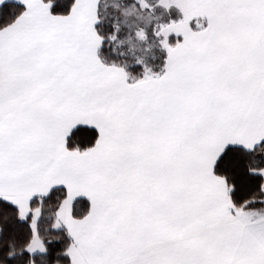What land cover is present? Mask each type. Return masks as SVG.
Listing matches in <instances>:
<instances>
[{
  "label": "snow or ice",
  "instance_id": "6c2138e0",
  "mask_svg": "<svg viewBox=\"0 0 264 264\" xmlns=\"http://www.w3.org/2000/svg\"><path fill=\"white\" fill-rule=\"evenodd\" d=\"M21 2L0 26V198L21 254L45 251L32 201L55 194L68 264H264V216L214 172L230 145L264 144V0H156L182 17L154 28L163 71L132 82L96 55L97 0ZM247 171L264 191V165Z\"/></svg>",
  "mask_w": 264,
  "mask_h": 264
},
{
  "label": "trees",
  "instance_id": "16d2710c",
  "mask_svg": "<svg viewBox=\"0 0 264 264\" xmlns=\"http://www.w3.org/2000/svg\"><path fill=\"white\" fill-rule=\"evenodd\" d=\"M123 2V0H100L95 29L103 39L98 50V57L102 63L122 67L127 73L126 80L132 82L141 78L144 72L140 65L134 62V64L128 63L120 53V48L129 49L131 43L122 45L120 39L114 38L121 20L117 13L114 14L113 9L123 6ZM70 3L71 0H66L67 5ZM23 8L22 4L14 1L2 3L0 5V26L6 22V15L13 14L10 10H23ZM156 21L160 20L156 19ZM189 25L196 30L193 21H190ZM110 35L113 37L112 39H109ZM178 39L181 37L168 34L169 44H173ZM115 46L119 47L116 56L113 55ZM153 50L152 54L142 51L141 56L145 57L146 65H151L152 73L160 74L163 71L166 50L163 47H155ZM261 165H264V144L257 145L251 152L243 149L242 146L230 145L226 157L222 158L221 163L214 167V172L216 174L229 173V177L226 179L234 183V188L229 193L234 204L245 205V201H247L244 206L247 211L258 212L260 216H264V191L259 190L260 176L247 171V167ZM57 198L54 194L44 199L42 203L39 200L32 201L33 206L39 204L41 207L38 230L46 247L45 251L35 253L31 261L20 252L23 239L27 234L26 223L17 219L15 207L10 202L0 198V264H68V258L63 254L62 249L68 243L69 237L64 227H53ZM9 251L13 252L12 257L6 255Z\"/></svg>",
  "mask_w": 264,
  "mask_h": 264
},
{
  "label": "rangeland",
  "instance_id": "374dc122",
  "mask_svg": "<svg viewBox=\"0 0 264 264\" xmlns=\"http://www.w3.org/2000/svg\"><path fill=\"white\" fill-rule=\"evenodd\" d=\"M124 4L120 8L113 9L114 14L117 13L120 22L119 29L115 32V37L120 39L122 45L128 43L130 48H120V53L124 59L129 62H134L140 65L142 71L147 68L150 72H153L151 65L145 64V57L141 56V52L153 53L155 47H162L159 43L161 37H158L154 33V28L158 27L161 23H167L169 20H176L182 17V13L175 5H170L168 8H164L162 5L158 4L156 0H147V4L151 5V8L143 7L142 11H138L141 8L139 0H123ZM135 5L134 10H129L130 5ZM155 13L156 16H155ZM159 19L160 21H156ZM199 19L201 21V26L206 25V19L202 17H194L190 21H195ZM189 21V22H190ZM122 24V25H121ZM196 26V24L194 23ZM142 27L144 29V41L143 39H138L135 36V29ZM175 34L182 38L180 34ZM142 45V46H141ZM144 46V47H143ZM116 47V46H115ZM137 48V49H136ZM147 48V49H146ZM119 47L115 48L114 56L117 55ZM133 63V64H134Z\"/></svg>",
  "mask_w": 264,
  "mask_h": 264
},
{
  "label": "crops",
  "instance_id": "0c3cea01",
  "mask_svg": "<svg viewBox=\"0 0 264 264\" xmlns=\"http://www.w3.org/2000/svg\"><path fill=\"white\" fill-rule=\"evenodd\" d=\"M6 1H14V2H18V3H20V4H22L23 6H24V4L21 2V0H2V2H0V5L2 4V3H4V2H6ZM99 3H100V0H97V2H96V16H97V14H98V6H99ZM200 18V17H199ZM204 19H206V18H204ZM96 22H97V19H96V21L94 22V24H93V27H94V29H95V25H96ZM207 22V21H206ZM96 30V29H95ZM182 39V38H181ZM175 43V42H174ZM173 43V44H174ZM99 47H100V44H99V46L97 47V49H96V55H97V57H98V50H99ZM166 50V49H165ZM166 55H167V52H166ZM166 57V56H165ZM99 58V57H98ZM164 63H165V61H164ZM251 213H253L254 214V216H260V213H256V212H251ZM262 216V215H261ZM216 225L213 223V224H209V227L210 228H213V227H215ZM56 227H63L62 225H59V226H56ZM188 238V234L187 233H185V232H177V233H174V234H172V235H170L169 237H168V239H171V240H175V241H177V242H183L184 240H186ZM36 253H40V252H36Z\"/></svg>",
  "mask_w": 264,
  "mask_h": 264
},
{
  "label": "clouds",
  "instance_id": "9594fccd",
  "mask_svg": "<svg viewBox=\"0 0 264 264\" xmlns=\"http://www.w3.org/2000/svg\"><path fill=\"white\" fill-rule=\"evenodd\" d=\"M139 3H140V0H139ZM142 8H143V7H141L138 11H142ZM134 9H135V5H134V4L129 6V10H134ZM141 30L144 31V29H143L142 27H138V28L135 29V36H136L138 39H140V38L137 36V33L140 32Z\"/></svg>",
  "mask_w": 264,
  "mask_h": 264
}]
</instances>
